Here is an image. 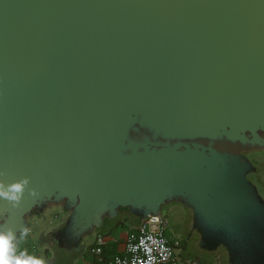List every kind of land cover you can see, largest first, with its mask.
I'll return each mask as SVG.
<instances>
[{
  "label": "water",
  "instance_id": "obj_1",
  "mask_svg": "<svg viewBox=\"0 0 264 264\" xmlns=\"http://www.w3.org/2000/svg\"><path fill=\"white\" fill-rule=\"evenodd\" d=\"M264 0H0V227L81 256L107 218L179 203L207 250L264 264ZM72 255V256H73Z\"/></svg>",
  "mask_w": 264,
  "mask_h": 264
},
{
  "label": "built area",
  "instance_id": "obj_2",
  "mask_svg": "<svg viewBox=\"0 0 264 264\" xmlns=\"http://www.w3.org/2000/svg\"><path fill=\"white\" fill-rule=\"evenodd\" d=\"M166 225L167 219L163 214L149 216L135 231L127 234L123 251L108 259L103 256L107 237L97 234L90 252L97 256L96 264H196L195 261L175 253L173 244L166 235ZM36 228L28 235L32 236ZM28 254L37 257L35 253Z\"/></svg>",
  "mask_w": 264,
  "mask_h": 264
},
{
  "label": "flooded vegetation",
  "instance_id": "obj_3",
  "mask_svg": "<svg viewBox=\"0 0 264 264\" xmlns=\"http://www.w3.org/2000/svg\"><path fill=\"white\" fill-rule=\"evenodd\" d=\"M246 156L256 167V171L253 174L260 177L264 182V175L261 169L264 164V152H249ZM59 209L60 207L54 206L45 211L44 217L41 219L35 233L32 236H26L20 242L21 245L31 246L33 253L42 260L46 251L44 246H41L40 240L52 239V232L56 231L60 224V221L57 220ZM162 214L167 219L166 235L173 244L175 253L185 258V256L195 253L199 248L205 249L202 246L199 232L193 229V214L191 210L179 203H171L163 207ZM220 248L224 247H219L216 250Z\"/></svg>",
  "mask_w": 264,
  "mask_h": 264
},
{
  "label": "clouds",
  "instance_id": "obj_4",
  "mask_svg": "<svg viewBox=\"0 0 264 264\" xmlns=\"http://www.w3.org/2000/svg\"><path fill=\"white\" fill-rule=\"evenodd\" d=\"M4 173L0 172V176ZM30 178L23 177L11 183L0 180V201H7L12 208H18L26 191L29 195L37 196L36 189H29ZM47 211V209H45ZM28 228L21 229L20 238L28 235ZM17 234L12 228L0 227V264H45V261L27 253L18 252Z\"/></svg>",
  "mask_w": 264,
  "mask_h": 264
},
{
  "label": "rangeland",
  "instance_id": "obj_5",
  "mask_svg": "<svg viewBox=\"0 0 264 264\" xmlns=\"http://www.w3.org/2000/svg\"><path fill=\"white\" fill-rule=\"evenodd\" d=\"M261 169L264 175V164ZM249 178L258 187L264 198V182L253 173L249 175ZM90 241H93V238L89 237L85 240L83 253L78 257L73 255L74 253L60 250L50 238L40 240L41 246H44L46 251L43 260L45 264H90L93 261H97V256L90 252ZM24 246L23 244L22 247L24 248ZM185 258L195 261L196 264H228L229 261L224 248L215 251L199 248L195 253L187 255Z\"/></svg>",
  "mask_w": 264,
  "mask_h": 264
},
{
  "label": "crops",
  "instance_id": "obj_6",
  "mask_svg": "<svg viewBox=\"0 0 264 264\" xmlns=\"http://www.w3.org/2000/svg\"><path fill=\"white\" fill-rule=\"evenodd\" d=\"M139 221L129 216V222L127 225L119 227L113 230L107 237V244L104 247L107 250L106 259L114 256L123 251L125 246V239L130 231H135L138 228ZM97 261H93L90 264H96Z\"/></svg>",
  "mask_w": 264,
  "mask_h": 264
},
{
  "label": "trees",
  "instance_id": "obj_7",
  "mask_svg": "<svg viewBox=\"0 0 264 264\" xmlns=\"http://www.w3.org/2000/svg\"><path fill=\"white\" fill-rule=\"evenodd\" d=\"M129 216H131V213L129 212L128 209H121L116 218L114 219L107 218L105 220L103 227L96 230V235L103 234L106 236V235H109L113 230L127 225V223L129 222ZM21 240L22 239L20 238V241L17 245L18 250H24V251H27V253H33L31 246L27 245V246H24V248L22 247L20 243ZM92 244H93V241H90V247L92 246ZM106 255H107V250L105 249L104 254H103L104 258H106Z\"/></svg>",
  "mask_w": 264,
  "mask_h": 264
}]
</instances>
